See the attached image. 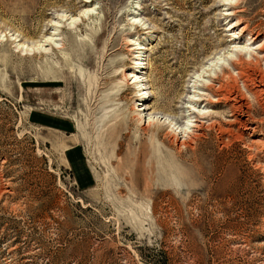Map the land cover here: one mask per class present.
Listing matches in <instances>:
<instances>
[{
  "label": "rangeland",
  "instance_id": "rangeland-1",
  "mask_svg": "<svg viewBox=\"0 0 264 264\" xmlns=\"http://www.w3.org/2000/svg\"><path fill=\"white\" fill-rule=\"evenodd\" d=\"M84 1L0 0V264H264V156L140 124L122 77L124 38L147 33L135 104L182 126L195 77L229 46L224 0ZM239 7L264 35V0ZM53 32L48 54L11 40Z\"/></svg>",
  "mask_w": 264,
  "mask_h": 264
},
{
  "label": "bare ground",
  "instance_id": "bare-ground-1",
  "mask_svg": "<svg viewBox=\"0 0 264 264\" xmlns=\"http://www.w3.org/2000/svg\"><path fill=\"white\" fill-rule=\"evenodd\" d=\"M241 2L242 0H224L222 7L225 8L222 16L225 22L228 21L225 31L229 34V46L221 57L213 59L209 69L195 77L189 105L185 108L187 115L182 126H177L168 119L161 122L160 116L158 117L155 111H151L146 117L145 112L151 110L153 106L139 108V105H136L145 100L144 95L147 94L144 93L146 89L143 88L141 78L138 76L143 73H136L137 70L134 68V66L141 68L143 64L141 61L144 62L141 58L143 49L140 45L145 40L143 36L147 33L139 34L132 40L131 36L124 38L126 51L133 57V66L128 72L123 73L122 77L129 86L134 90L137 89L133 112L140 124L144 123L146 127L160 123L166 125L175 135V143H182L181 145L191 141L193 143V140L203 137L205 132L216 131L222 144L240 140L247 150L255 151L251 159L257 154L264 156V35H251L249 26L242 24L243 19L239 16L243 13L239 7ZM84 3L87 4L88 1ZM90 13L91 10L85 9L78 17L61 15L52 27L56 31L61 29L59 26L61 22H70L69 25H74L78 18L83 19ZM130 24L140 31L147 30L136 20ZM11 40L16 43L15 47L20 52L36 51L48 54L47 46L51 51L62 48V40L56 32L47 37L44 44L40 43L37 48ZM117 41L118 36L112 38L110 46L115 47ZM144 69L145 67L142 68ZM219 106L224 108L221 113L214 111Z\"/></svg>",
  "mask_w": 264,
  "mask_h": 264
},
{
  "label": "crops",
  "instance_id": "crops-1",
  "mask_svg": "<svg viewBox=\"0 0 264 264\" xmlns=\"http://www.w3.org/2000/svg\"><path fill=\"white\" fill-rule=\"evenodd\" d=\"M66 149H68V147Z\"/></svg>",
  "mask_w": 264,
  "mask_h": 264
}]
</instances>
